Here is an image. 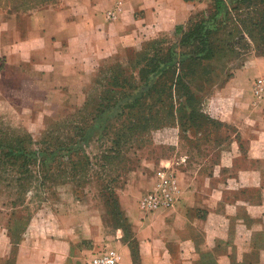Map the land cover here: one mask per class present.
<instances>
[{
	"label": "crops",
	"instance_id": "1",
	"mask_svg": "<svg viewBox=\"0 0 264 264\" xmlns=\"http://www.w3.org/2000/svg\"><path fill=\"white\" fill-rule=\"evenodd\" d=\"M212 2L57 0L25 12L0 6V102L13 105L12 98L1 95L20 90L43 96L76 92L100 67L139 47L144 34L184 29ZM257 65H264L259 57L250 59L241 74ZM238 78L235 74L220 90L219 117L248 144L251 168L245 172L239 162L235 168L182 167L187 157L181 155V193L173 209L143 214L135 199L121 198L130 239L115 229L112 247L119 264H135L130 240L136 244V264H264V105L240 97L244 92L235 85ZM250 84L246 82L245 93ZM227 155L231 161L240 158ZM3 231L0 264H81L86 252L78 248L82 242L74 233L58 238L47 231L14 248Z\"/></svg>",
	"mask_w": 264,
	"mask_h": 264
},
{
	"label": "rangeland",
	"instance_id": "2",
	"mask_svg": "<svg viewBox=\"0 0 264 264\" xmlns=\"http://www.w3.org/2000/svg\"><path fill=\"white\" fill-rule=\"evenodd\" d=\"M223 1L224 7L221 13H216L213 7H208L203 10L205 12L203 15H197L189 23L194 25L199 21L210 22L214 19L218 24L228 27L223 29L221 38L229 42V46H225L229 52H225V57L210 62L212 70L207 67L205 73L210 74L213 80L211 84L201 87V93L204 95L202 112L215 124H200L184 132L178 123L170 122L148 133L149 138L144 143L130 148L125 155V162L114 167L111 175L114 181L110 187L114 191L116 203L112 205L106 202L107 179L103 183L93 173L88 174L89 179L81 187L67 183L55 185L47 192L46 199L39 205L27 197L23 203L12 206L10 203L15 198L14 191L2 190L0 192V228L4 230V234L13 243L14 248H19L20 244L26 242L28 238L38 239L43 232L48 231L58 238L74 233V236L82 242L78 248L86 250L82 256L80 255L79 262L87 264L90 258L88 250L96 251L104 247L113 249L115 229H127L120 199L124 197H129L133 201L135 199L138 209V201L153 189L161 170L173 175L177 181L178 157L181 155L187 157L182 167L197 169L204 166L215 169L214 165L230 164L235 168L236 162H239L240 164L237 165L243 167L245 172L251 168V159L247 162L248 144L241 142L235 128L225 124L219 117L223 104L219 95H221L220 90L226 87L230 78L238 74L239 78L235 85L237 84L236 87L244 92L240 97L244 101H252V105L254 103L264 105L263 102L256 101L252 94L255 80L264 79V65H257L241 74V69L250 59L259 57L264 63V56L257 52L247 33L240 36L238 40L236 37L238 28H234L235 19H243L246 14H250L249 17H253L254 13L258 15L262 13L264 7L259 2L248 7L246 2L243 3L240 0ZM17 2L22 0H0V6L25 12L43 5L56 4L57 0H36L31 4L34 8L18 7ZM230 10L232 11L231 20L222 21L225 12ZM206 27L209 25L206 24ZM187 29L188 25L185 32ZM230 31L232 35L226 36ZM179 39L180 36L175 37L172 33L156 36L144 34L140 39L139 47L131 48L130 52L120 55L111 67L105 66L103 70L98 69L91 80L85 81L82 88H78L76 92L73 90L67 95L51 93L43 96L39 95L38 91L31 93L26 90H20L11 96L1 95L5 99L12 98L14 102L13 105L6 101L0 102V131L5 135L18 137L31 143L51 137L54 134L53 131H57L64 124L78 121L79 111L85 104L100 95L115 69H123L137 81L138 66L135 63L138 58L135 53H143L149 43L161 42L163 49L176 52V58H179L180 54L194 51L195 43L190 42V46L183 47ZM229 74L231 77L227 78ZM247 81L251 82L248 94L245 93ZM49 82L55 83V80ZM228 153L238 154L240 158L231 161ZM130 244L133 246L134 241L130 240Z\"/></svg>",
	"mask_w": 264,
	"mask_h": 264
},
{
	"label": "trees",
	"instance_id": "3",
	"mask_svg": "<svg viewBox=\"0 0 264 264\" xmlns=\"http://www.w3.org/2000/svg\"><path fill=\"white\" fill-rule=\"evenodd\" d=\"M22 2L16 5L34 8L31 4L36 0ZM240 2H246L248 7L259 2L264 7V0ZM209 7L221 13L224 1L213 0ZM231 12H225L222 21H230ZM203 13L189 20L186 32L187 25L172 33L180 36L183 47L195 43L192 53L176 58V52L163 49L161 42L149 43L143 53H135L137 81L123 69H115L100 95L79 111L78 121L64 124L53 131L51 137L31 143L0 131V192L14 191L15 198L10 204H21L29 197L39 205L55 185L67 183L81 187L89 179L88 174L93 173L103 183L107 179L106 202L112 205L116 203L110 187L114 181L112 171L125 162L130 148L149 138L148 133L170 122L178 123L184 132L204 123L214 125V121L202 112L201 87L213 80L205 73L207 67L211 69L210 62L229 52L225 47L229 42L221 38L223 29L228 27L214 19L189 24ZM249 15L234 20V28H238L236 37L240 40L239 37L247 33L257 52L264 56V10L258 15L254 13L253 17ZM230 35L231 31L226 36ZM116 229H121L126 239L130 237L128 224L127 229ZM131 249L136 264L135 243Z\"/></svg>",
	"mask_w": 264,
	"mask_h": 264
},
{
	"label": "built area",
	"instance_id": "4",
	"mask_svg": "<svg viewBox=\"0 0 264 264\" xmlns=\"http://www.w3.org/2000/svg\"><path fill=\"white\" fill-rule=\"evenodd\" d=\"M110 17H112L110 15ZM252 94L256 101L264 103V79L253 83ZM186 160L185 157L181 162ZM181 193L175 177L164 170L159 171L153 189L138 201V209L144 214L173 209ZM119 253L108 247L92 250L87 264H119Z\"/></svg>",
	"mask_w": 264,
	"mask_h": 264
}]
</instances>
